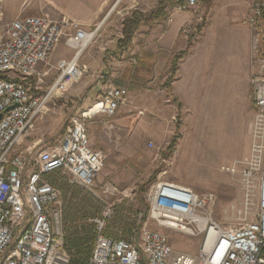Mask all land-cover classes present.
I'll return each mask as SVG.
<instances>
[{"label":"built area","instance_id":"2783aa9c","mask_svg":"<svg viewBox=\"0 0 264 264\" xmlns=\"http://www.w3.org/2000/svg\"><path fill=\"white\" fill-rule=\"evenodd\" d=\"M198 2L183 0L176 10H193ZM242 23L258 37L264 61V0H250ZM96 32L97 27L86 30L75 21L46 16L18 15L4 23L0 0V264H70L55 205L60 191L45 177L65 170L69 183L93 188L104 154L91 148L88 122L100 115L114 116L127 103L128 91L107 85L88 109L70 117L52 146L35 150L24 140L47 102L81 77L84 69L78 59ZM62 36L72 55L56 62L57 76L44 92L38 64L48 60ZM249 83V154L221 169L238 175L245 205L257 206L255 219L222 228L212 217L213 192L158 180L145 195L148 219L201 236L198 253L174 255L168 237L146 225L129 239L107 236L105 220L110 214L105 211L94 219L96 238L88 264H264V73L253 74Z\"/></svg>","mask_w":264,"mask_h":264},{"label":"rangeland","instance_id":"374dc122","mask_svg":"<svg viewBox=\"0 0 264 264\" xmlns=\"http://www.w3.org/2000/svg\"><path fill=\"white\" fill-rule=\"evenodd\" d=\"M209 2L210 6L198 2L195 9L189 10L191 24L183 27L176 36L177 41H186L191 36L192 44L199 42L202 46L206 93L200 106L184 114L180 109L175 112L165 103L156 104V88L161 86L167 72L166 67L162 68L156 61L151 70L141 71L139 83L133 78V84L137 82L143 86L137 93H130L126 85L115 81L120 78L123 62L109 61L104 66L93 58L88 63L83 62V56L90 46H104L102 37L105 32L98 29L99 37H95L78 59L79 66L80 62H86L85 66L82 65L84 67L80 66L84 69L81 77L64 94L54 96L47 102L33 130L24 140L26 146L35 150L56 144L71 116L88 109L107 85H124L133 100L130 113L133 116L128 122H122L124 113L119 108L112 117L100 115L98 130L92 140L88 128L91 148L102 151L104 163L91 190L78 186L89 193L98 206V212L87 222L94 226V219L101 218L108 211L110 215L105 220L106 229L119 206L120 211L136 219L138 224L141 220L138 230L146 225L164 233L174 255L197 254L202 237L159 226L148 219L145 195L155 181L168 180L188 186L196 192H213L215 201L211 213L222 228L253 220L257 211L255 203L245 205L238 175L221 169L222 166L248 157V126L253 113L249 80L255 73H264L258 37L242 23L248 13L250 0ZM15 17H5L4 23ZM110 25H113L114 30L116 23L111 22ZM142 30L145 33H136L135 44L140 45L143 36L156 39L163 34L166 38L169 35V26L164 23ZM62 40L63 36L43 64L47 73L41 79L44 92L57 76L54 61L72 55V50L64 46ZM139 45L134 51L136 54L142 50ZM173 139L175 143L170 151L168 146ZM50 175H57L64 189L66 183L77 186L68 182L69 174L65 170ZM59 191L60 200L55 205L60 209L62 225L63 207L69 195H65L63 190ZM114 232L120 235L123 231L117 229Z\"/></svg>","mask_w":264,"mask_h":264},{"label":"crops","instance_id":"0c3cea01","mask_svg":"<svg viewBox=\"0 0 264 264\" xmlns=\"http://www.w3.org/2000/svg\"><path fill=\"white\" fill-rule=\"evenodd\" d=\"M160 1L161 0H143L142 2L140 0H2V14L3 19H5V17L12 18L18 15H33L46 16L52 20L75 21L86 30H92L97 27L95 37H99L100 35L98 29L99 31L103 29L105 33H103L102 45L104 46L98 48L90 46L83 56V62L86 61L88 63V61L92 60L91 58L103 66L109 61L123 62L124 68L121 71L120 78L115 79V81L126 85L130 93H137L139 88L141 89V87H143L140 85L141 83L138 84L142 70H144L143 72L151 70L154 61H156V63L158 62L162 68L166 67L168 70L173 56L186 47L187 40L177 41L176 36L183 27H188L189 24H191L192 16L189 13L190 11H177L176 7L178 4L175 3L176 0H163V17L149 24H145V22L141 23L136 33L139 31L145 33V30L142 29L154 25L161 26V24L164 23L166 26H169L168 37L166 38L164 34L156 39H152L151 37L145 38V36H143L139 45L135 44V33L127 49L117 48V41L121 37V23L123 18L130 16L133 11L142 13L150 12L156 8ZM115 16L116 19L114 20ZM102 21H104L103 24H101ZM111 22L116 23L115 31L112 29L113 25H110ZM94 42H96V40ZM62 43L64 44V41ZM95 44H97V42ZM137 45L142 49L139 50L140 54L134 53L135 49H138L136 48ZM197 45H199V48H197ZM201 47L199 42L191 44L188 51L178 60L168 89L163 85L166 77L170 75L168 71L166 72L163 83L156 88V104L158 102L165 103L170 109H175L176 112V104L179 103L181 112L185 114L187 110L195 106H200L201 102L204 101L206 93V86L203 85L205 64L204 58L201 55ZM107 49L110 50L109 53H107ZM104 50H106V52H104ZM60 59L68 58L59 57L54 62L56 63ZM86 62L85 64L80 62V66L84 67ZM43 64L44 63L38 64V70L44 73L45 76L47 73L44 67L45 65L43 66ZM133 78H136L138 83L136 82V84H133ZM124 85L115 86L126 88ZM127 97V103L119 107L122 113H124L121 117L122 122H128L130 117L133 116V114L130 115L133 107L131 102L133 103V100H131L130 96ZM99 119L100 116H97L88 122L87 127L89 128L91 140L98 130ZM91 145L90 141V146Z\"/></svg>","mask_w":264,"mask_h":264},{"label":"trees","instance_id":"16d2710c","mask_svg":"<svg viewBox=\"0 0 264 264\" xmlns=\"http://www.w3.org/2000/svg\"><path fill=\"white\" fill-rule=\"evenodd\" d=\"M182 2L183 0L175 1L176 4ZM199 2L205 6L210 4L209 0H199ZM163 3L164 1L161 0L156 8L150 12L142 13L139 11H133L130 16L124 17L121 23V37L117 41V48L127 49L141 23L145 22V24H149L152 21L159 20L163 17ZM191 40V36L190 38H187L185 49L176 53L171 59L167 70L170 75L166 77L163 84L166 89H168L169 82L174 75L178 60L182 58L190 48L192 44ZM176 106L177 109H180L179 103H177ZM174 143L175 139H173L172 143L168 146V150H172ZM46 177L47 182L55 186L57 189L63 190L65 195H69L66 196L67 198L63 207V222L61 228L63 234V248L69 257L70 264H88L94 247L96 231L93 224L88 223L87 220L98 212V206L94 203L96 200H93L89 193L82 191L78 186H72L66 183L64 189L57 175L49 174ZM72 189H75V192ZM68 190L72 194L69 192L67 193ZM140 223L141 220L139 221V224ZM139 224L136 219H131L126 212L120 211L118 206V212L108 222L105 234L113 238L129 239L132 235H135L138 232ZM117 229L123 232L120 235H117L114 232V230Z\"/></svg>","mask_w":264,"mask_h":264},{"label":"bare ground","instance_id":"6f19581e","mask_svg":"<svg viewBox=\"0 0 264 264\" xmlns=\"http://www.w3.org/2000/svg\"><path fill=\"white\" fill-rule=\"evenodd\" d=\"M100 24V23H99Z\"/></svg>","mask_w":264,"mask_h":264}]
</instances>
